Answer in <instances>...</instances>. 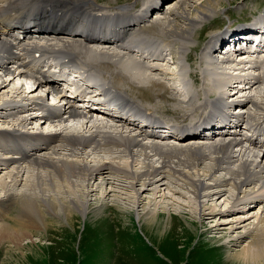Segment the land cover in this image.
<instances>
[{
  "label": "bare ground",
  "instance_id": "bare-ground-1",
  "mask_svg": "<svg viewBox=\"0 0 264 264\" xmlns=\"http://www.w3.org/2000/svg\"><path fill=\"white\" fill-rule=\"evenodd\" d=\"M181 1L182 0H179L172 7L173 10L171 13L175 14L173 19L175 21H171L165 17L166 20L152 22L145 30H134L130 34L134 36L133 43L138 47H146L153 39L148 38L149 35L146 37L145 34H157L159 37L161 36L162 39L160 41L164 46L168 47L174 43V49L177 48L179 50L177 53L181 55L185 49L183 46H187L186 43L190 41L192 35L195 34V29L198 24L218 13V7L224 2L223 0H199L194 4L188 3L186 8H181L180 4H178ZM133 4L134 2H128L119 9L110 11L112 14L110 15V21L112 22L121 15L127 14ZM71 8L75 9L74 13H76L80 19L79 10H85L87 12L92 11L95 13L100 11L101 5H98L96 0H0V67L4 68L7 61L11 60L14 63L24 64L28 70L39 76L38 82L34 81L31 85L25 87L23 86L24 81L13 77L11 73L8 75L0 74V110L9 109L10 114L5 117L12 116L10 126L0 127V136L7 134L8 130H13L12 135H16L17 129L30 125L32 120L36 118H30L29 113L25 109H22V107L35 98L34 96L44 83L48 85L54 84V82L51 81L54 75L49 71L37 68L36 62L38 60L31 59V53L34 51L33 47L39 43L38 39H36L37 34L46 32L41 24H45L46 20L51 21L47 24L50 26L48 27L50 30L55 34L66 33L67 35L64 39L58 36L54 37V40L47 43L46 47L54 45V47L64 48L68 52H76V48L81 47L87 40L92 39V35L104 34V29L97 26L99 22H102L99 17L102 13H97V16H93L88 23L83 24V28L88 34L85 36L81 35V42H78V39L75 38V32L80 30V25H82L80 20L76 17L65 14H60L56 17L40 14L41 11L54 13L63 12L64 9ZM168 12L166 14H169ZM126 18L129 19V16H126ZM31 21H38L39 24L28 26V23ZM104 28L108 31V33L105 34L108 36L107 38H113V27L106 22ZM13 31H18L21 36L18 38V36L13 34ZM226 33L227 32H222V35ZM217 35L218 34H214L212 36L204 50V52L208 51L210 54L206 55L201 53L203 61L208 63L214 71L218 69L216 67L218 64H221L220 66L223 68L226 66V69L227 66H235L236 68L244 69L247 63L229 60L231 59V55L228 53L222 56L224 59L222 62L214 59L216 55L214 46L219 40ZM2 36H10V43L2 39ZM42 37L44 41L47 42V38L45 36ZM102 47L103 46L99 45H85L81 47L76 54L79 56L82 65L94 66L100 69L102 60H104V58L100 57V55L104 53L101 50ZM18 49L20 50V54L13 53ZM52 50V48H47L45 52H50ZM61 54L68 53L61 52ZM49 58L50 57L47 55L46 60ZM150 68L151 69H148L146 72L143 63L131 59H127L126 62L121 64V69L125 73V75L123 74L124 80H131V83L138 89H146L147 87V89H150L158 83L160 86H165V84L159 82L160 80L153 79L149 76L148 74L150 71V74L152 72L157 74L159 71V74L163 76L174 74L171 71H164L162 74L163 69L160 66L154 65ZM220 70L217 71L220 72ZM206 71L207 70L202 68V72L200 70H195L193 71L194 73L190 75L193 77L194 81H197V75L199 74L201 79L207 81L205 87L211 85L210 90L212 91H216L218 84L229 85L225 88L220 86L223 90L220 92V95L223 98L225 93H227V98H231L236 94V85L230 87V78L226 74L227 71H225L224 75H217L220 79L211 78L209 69L207 72ZM174 72L178 73L176 71ZM111 74L110 72V75ZM168 77L169 76H164L163 78L167 79ZM134 78L137 80L135 79L134 81ZM14 80H17V83H14ZM112 81L118 85L124 84V82L118 81L113 75ZM144 81L152 85H146ZM10 82H12L13 87L10 88L8 92L5 84L7 85ZM260 82L261 81L251 84L248 90L251 91L255 89L257 87L256 85ZM202 85L204 86V82ZM203 86L200 88L191 86V94L187 89L189 102L193 97L200 98L202 102L199 103L198 106L195 105V103L189 104V110L195 112L193 114L194 116L189 117L190 119L201 118L203 117L202 112H205V98L201 96L200 92L201 89H204ZM7 93H10V95ZM8 96H10V98L5 100ZM258 97L264 98V95L258 94ZM62 99L66 100L65 97H62ZM67 102L70 105H63V107L66 109V112L72 116L68 120H77L75 123L77 126L70 127L72 123L70 125L68 124L71 121L66 123L63 122L65 119L58 120V123L53 125L48 131L46 140L49 141V146L46 150L36 155L29 156L24 149L17 146L15 149L21 153L22 161L15 160L9 155L10 153H14L11 150L13 148V143L11 141L9 143L7 140H0V152L3 151L2 154H0V215H5L10 211L9 209L14 206H17L15 211H18V214H16L13 219L16 227H10L8 224L2 225L0 223V243L4 241L9 242V245H11V248L8 246L6 250L10 258L7 257L4 259V264L13 258V253H11L12 250H21L23 249V245L28 244V242L31 245L29 248L34 247V241L32 240L33 235L31 232V230L35 228L33 223H40L45 232L50 230V225L46 218L47 216L62 220V223L66 225L72 224L73 219L77 216L95 221V223L98 224L99 218L102 217L103 207H106V202L103 201L104 198L106 196L108 198V196L111 195V197H113L112 201L114 202L115 199L119 197L116 188L120 186L124 187L122 188L124 191L128 188L127 194L120 198L129 204H133V207L135 206L138 208L141 206L142 211L136 214V220L138 222L141 221V227L143 229H152L154 234H161L164 230H168V232L173 230L177 222H180L177 228H180L179 230H181L182 233L188 230L193 235L197 234V226L192 221H181L182 218L180 217L178 218L180 221L175 223V220L171 222V219L174 218L168 213H165L164 216H162V214L160 215L158 213L159 203H152V200H154L152 197H148L147 201L142 204V199H144V196L142 198V194L147 193L148 190L153 194L156 190H161L159 189V185L162 184L164 178L178 180L181 182V186L186 187L187 191L190 192L191 196L195 199L196 214L198 215H200L202 209L200 202L203 203L206 199L207 201L215 200L217 195H223L226 190L225 186L227 185L231 188V190L229 188L230 195L233 197H231V199H233L231 206L236 205L243 208L246 206L247 202L250 203V201L259 204L264 202V162H262L264 153L262 156L255 154V148H253L255 145L250 140H248V145L246 147L243 143L240 144L243 137L239 132L237 137L232 136L229 140L221 138V140L217 142L210 141V144H197L192 140H188L187 142L180 143V146L161 145L157 141H154L155 138L153 137L142 136L140 138V135L131 132L132 129L140 130L135 124L131 127L127 126L126 123H124L123 127L104 125L103 127L105 128L100 129L98 123L90 121L87 116L79 115L76 110L71 108L73 107L71 101L68 100ZM176 103L178 104L176 106L178 109L179 104H183L184 100L177 98ZM251 103L254 111L251 112L250 110L248 116L250 118H256L258 113L264 116V108L262 109L260 104L255 100ZM155 108L156 104L153 103L151 107L147 109L151 112L152 109ZM83 111L86 114L94 113L91 110ZM184 114H187V112ZM2 116L4 115L0 112V117ZM5 122L7 123V121ZM15 126L19 127L15 128ZM69 127L70 129L67 130ZM107 127L110 129H106ZM122 128H125L124 130L126 131L124 135L119 131L123 130ZM235 129L240 130L241 128L236 126ZM34 136L36 137L38 135L36 134ZM10 146L11 149H9ZM249 149H253L251 150V152L253 151V153H251L252 157H254L253 159H249V155H245ZM258 151L260 154L261 150L258 149ZM93 152L94 154L96 153V155L98 154L99 158L93 156ZM108 152H111V156ZM122 155H125L127 159L130 160V163L140 160V164L143 165L141 167L142 170L131 171L128 164L127 167H125L126 165H120V163L115 162V164L114 161L116 158ZM207 159L208 163H203ZM200 162L206 166V168H203L204 170H202V173L198 171ZM235 162L237 166L234 169H232V166V168H230V165ZM172 164H179L186 168H180V166L173 167ZM9 165L11 166L10 170H7ZM217 168L225 169L229 173V176L215 177L212 183L204 184L203 180H205L207 176L210 178L213 170ZM96 177L98 180H95V187L89 189V186H91L90 184H94V179H96ZM74 178H80L82 180V183L79 184L80 188H77V191L74 190L75 188L73 189V186L76 185ZM22 180H24V182ZM137 185H140V188H137ZM249 187H251V189H249ZM99 188L101 192L103 190V199L97 198V205H89L87 203L88 198L95 193H93V191ZM252 188H254V190ZM242 192L243 195H240ZM201 197L206 199L198 201V198ZM214 207L208 210L209 214L215 212ZM262 207V210H264V205ZM160 209L162 211L166 210L164 206H161ZM117 210L122 212L124 209L117 207ZM227 210H230V208ZM239 217L243 218L244 216H238V218ZM254 219L257 220L248 223L250 226L244 227V230H242L244 232L243 235L245 233H251L252 238L246 242L241 249H237L235 253L230 255L231 260L229 262L233 264H264V216L260 217L259 214V216L256 215ZM240 236L241 234L237 239ZM25 240L26 242L24 243ZM212 241L215 242V240Z\"/></svg>",
  "mask_w": 264,
  "mask_h": 264
},
{
  "label": "rangeland",
  "instance_id": "rangeland-1",
  "mask_svg": "<svg viewBox=\"0 0 264 264\" xmlns=\"http://www.w3.org/2000/svg\"><path fill=\"white\" fill-rule=\"evenodd\" d=\"M98 1L99 4H109L110 6H112L116 4L126 3L131 0ZM198 1L199 0H182L178 4H180L181 8H186L188 3L194 4ZM223 1V4L218 7V13L208 17L207 20L198 24L197 28L195 29V34L192 35L190 41L186 43L187 46H183L185 49L181 55H179L180 53H177V51H179L177 48L174 49L173 44L174 52L171 56V60L169 62H164V67L160 66L163 69L162 74L164 71L174 72V70L178 68L180 69L181 66H177V64H174L173 61L174 59L182 56L180 59L182 60L181 63L183 67L181 70L178 71V77L173 76L170 79L171 81L174 78L187 77L188 72H190L193 68L189 65L188 62H191L192 65H197L195 70H200L202 72V68H204V70L208 71L209 69L213 73V68L208 63L203 61V57H201V54L199 55V48H201L200 46L203 43H207L208 39L206 37L208 35H211L212 32L220 29L224 24H226V26H229V23H227L225 16L222 15L223 12L226 13L227 9L231 7H245L246 10L244 11L242 16L239 15V10H232L234 12V18L237 19L264 15V0ZM172 10L173 9H171L168 12L169 14H166L165 16L161 15L162 18L155 20L154 22L164 21L166 20V18L172 21L175 17V14L171 13ZM145 36L153 40L162 39L161 36L159 37L157 34H145ZM219 66L220 64L216 66L218 69H215V72L221 73L220 75H222V69L220 70ZM217 70H220V72ZM151 75L160 77L158 79L163 80L166 85H171L169 83L170 80L168 81L167 79L163 78L164 76L167 77L169 75L163 76L159 74V71L157 74L152 72ZM213 76L214 77L211 76V78H218L216 73H214ZM198 77L199 74L197 75V80ZM135 79L136 78H134L133 80L135 81ZM10 83H8L7 85L5 84L6 90H8V92L10 88L13 87L12 82ZM14 83H17V80H14ZM144 83H146V85L149 84V86L152 85L150 83H147V81H144ZM156 85H159V83ZM24 86L26 87V85ZM210 87L211 85H208L203 90L206 93L211 92L212 90H210ZM190 88L191 86L188 88V91L191 94L192 92ZM259 88H261V86ZM7 94L10 95V93ZM257 94L264 95V89L258 91ZM164 96L165 98L174 97V92L172 90L168 91L167 93L164 92ZM8 98H10V96L5 98V100ZM195 98L200 100V98ZM263 99L264 98L262 97H258V95H256L255 97V101L260 104L262 109L264 108ZM175 105L176 103L171 100H163L160 103L159 108L161 110L165 109L166 111H171V108L175 107ZM181 105L183 104H179L178 109L184 107ZM195 105L198 106L199 103H195ZM189 108L190 105H188L185 109L182 110L183 115L186 118L194 116L193 114L195 113L191 112L193 110H189ZM178 109L175 108V111L178 112ZM8 110L9 109H1L0 112L4 113V111L7 112ZM253 111L254 109L252 106L251 112ZM185 112H187V114H184ZM2 117H0V127L10 126L11 117ZM5 121H7V123ZM76 121L77 120L71 121L68 125L72 123L70 127L77 126V124H75ZM70 127L67 128V130L70 129ZM106 129L110 128L107 127ZM122 129L123 130L119 131L120 133L122 132V135H124L126 131L124 130L125 128ZM173 146H180V144ZM249 150L245 153V155H249L248 158L253 159L254 157H252L251 154L253 153V151L251 152L252 149ZM92 155L99 158V155H96V153L94 154V152ZM115 162L120 163V165L123 166L126 165L125 167H127L128 164L129 169L131 171H141V167L143 166L142 164H140V160L130 163V160L127 159L125 155L116 158L114 163ZM205 162L208 163V159L203 163ZM199 165L200 166H198V171L202 173V170H204L203 168H206V166H204L202 162H200ZM172 166H180V168H186L179 164H172ZM236 166L237 164L235 162L234 164L230 165V168L234 169ZM10 167L11 166L9 165L7 170H10ZM220 168L213 170L211 177L208 178L209 176H207V178L203 180V183H212L215 177L229 176V173L225 169ZM170 179L164 178L162 184H160L161 182L159 183V189L161 190H156L154 194L149 190L147 193L142 194V198L144 196V199H142V204L147 201L148 197H152L154 199L152 200V203H159L158 213L160 215L162 214V216H164L165 213L171 215L174 218L171 219V222H174L175 220L176 223L177 221H180L178 220V218L181 217V221L185 220L192 221L193 223H195V225L197 226L196 235H193L188 230L184 231L185 233H182V231L179 230L180 228H177L178 225H180V222L176 223L173 230L169 232L168 230H164L161 234H154L152 229H143L141 227V221L138 222L136 220V214L142 211L141 206L138 208L135 206L133 207V204H129L125 200L120 198L127 194L128 189L127 188L125 189L126 191H124L122 189L124 187L120 186L119 188H116L119 197H117L114 202L112 201L113 197H111V195H109L108 198L107 196L104 198L103 201L106 202V207H103V213L101 215L102 217L99 218V221L97 222L98 224H96L95 221H91L87 218H81L80 216H77L73 219L72 224L66 225L62 223V220H59L55 217L53 218L47 216L46 218L47 222L50 225V230L48 232H45L40 223H33V225H35V228L32 229L31 232L33 235L32 240L34 241V247L29 248V246L31 245L28 242V244L23 245V249L18 251L12 250L11 253H13V258L10 261L6 262V264H233L232 262H229L231 260L230 255L232 253H235L237 249H241L246 244V242H248L252 238L251 233H245L243 235L244 232L242 230H244V227L250 226V224L248 223H252V221L255 222L257 220L254 219L256 215L259 216L260 214V217L264 216V210H262L264 202L259 204L256 202L253 203L254 201H250V203L247 202L246 206H244L243 208L236 205L231 206L233 200L231 199L232 195H230L231 188L229 187V185H227L225 186L226 190L224 191V193L222 192L223 195H217V198L215 197V200L207 201V199L204 197L198 198V201L206 199V201H204L203 203L200 202V206L202 207V209L200 211V215H198L196 214L197 209L195 208V199L191 196V193L187 191L185 186H181L180 181ZM95 180H98L97 177L96 179H94V184H90L91 186H89V189L91 187H95ZM22 181L24 182V180ZM74 182L76 183V185L73 186V189L75 188L74 190L77 191V188H80L79 184L82 183V180L80 178H74ZM139 186L140 185H137V188H140ZM249 189H251V187H249ZM252 189L254 190V188ZM93 193V195H90V197L88 198L87 203L89 205L95 206L97 205V198H101V200L103 199V190L101 192V189L99 188L96 191H93ZM240 195H243V192L240 193ZM161 206H164V208L166 209L164 210L165 212L160 209ZM16 207L14 206L9 209V214L7 212L3 216L0 215V223L2 225L8 224L10 225V227H16V224L13 220L15 215L18 214V211H15ZM117 207L124 210L122 212H119L117 210ZM211 207L215 208V212L213 214H209L208 212ZM229 208L230 210H227ZM238 216L244 217L238 218ZM240 234L241 236L237 239ZM212 240H215V242H213ZM25 242L26 240L24 241V243ZM8 246L11 248L9 242L3 241V243H0V264H4V259L9 257V253L6 252Z\"/></svg>",
  "mask_w": 264,
  "mask_h": 264
}]
</instances>
